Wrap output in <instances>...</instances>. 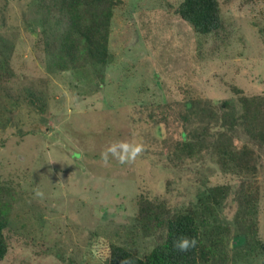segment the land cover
Here are the masks:
<instances>
[{"label":"rangeland","instance_id":"374dc122","mask_svg":"<svg viewBox=\"0 0 264 264\" xmlns=\"http://www.w3.org/2000/svg\"><path fill=\"white\" fill-rule=\"evenodd\" d=\"M38 1L0 0V205L11 216L0 264H107L96 239L134 238L145 255L165 232L141 231L140 195L174 215L217 186L229 189L211 228L225 256L213 264H264L243 204L256 182L264 242V146L239 119L227 130L240 113L233 88L264 97V0H220L224 28L210 36L176 15L177 0H122L112 63L68 72L47 57ZM29 90L43 94L45 113L28 106ZM183 131L201 149L195 158L179 148ZM221 137L254 150L255 176L223 171L213 149ZM116 141L144 151L105 166L101 153Z\"/></svg>","mask_w":264,"mask_h":264},{"label":"trees","instance_id":"16d2710c","mask_svg":"<svg viewBox=\"0 0 264 264\" xmlns=\"http://www.w3.org/2000/svg\"><path fill=\"white\" fill-rule=\"evenodd\" d=\"M176 15L188 23L195 33L210 36L224 28L220 0H177ZM43 12V45L53 69L58 72L78 71L88 68L108 67L114 59L111 48L113 19L116 10L123 5L122 0H39ZM173 7V6H170ZM239 95L240 113L231 122L239 121L246 133L260 146H264V97L246 96L242 90L233 88ZM25 101L29 107L46 112V99L42 93L27 91ZM228 107L232 104L225 103ZM188 105V104H187ZM232 107V106H231ZM224 127L219 136H224ZM180 150L190 158H195L199 149L186 132ZM217 163L223 171L235 175L258 173L256 155L249 145H237L233 141L220 138L213 144ZM227 186H217L199 198L198 207L188 208L170 215L166 203L154 201L145 195L138 199V225L142 232L152 235L165 232L163 240L149 253L140 255L134 238L125 245L107 244L103 239L94 242L96 252H104L107 264H213L217 258L225 256L216 238L213 222L218 207L222 204ZM259 185L251 182L243 204L249 215L248 225L254 233V249L264 253V242L256 237ZM10 209L0 205V263L9 251L6 232L10 225ZM195 236L199 243L187 253H180L173 247V241L180 235ZM224 252L226 247H222Z\"/></svg>","mask_w":264,"mask_h":264},{"label":"clouds","instance_id":"9594fccd","mask_svg":"<svg viewBox=\"0 0 264 264\" xmlns=\"http://www.w3.org/2000/svg\"><path fill=\"white\" fill-rule=\"evenodd\" d=\"M144 146L142 143L116 141L111 143L102 153L101 160L105 166H108L111 159L119 164L125 165L135 162L142 155ZM35 195L43 198V192L36 190ZM199 241L195 236L180 235L173 241V247L180 253H187L196 248ZM125 264V262H123Z\"/></svg>","mask_w":264,"mask_h":264}]
</instances>
